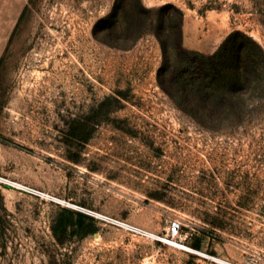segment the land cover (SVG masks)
<instances>
[{
	"label": "rangeland",
	"instance_id": "374dc122",
	"mask_svg": "<svg viewBox=\"0 0 264 264\" xmlns=\"http://www.w3.org/2000/svg\"><path fill=\"white\" fill-rule=\"evenodd\" d=\"M235 31L264 48V0H0V264H264L263 62L214 129L157 77L156 32L213 54Z\"/></svg>",
	"mask_w": 264,
	"mask_h": 264
},
{
	"label": "trees",
	"instance_id": "16d2710c",
	"mask_svg": "<svg viewBox=\"0 0 264 264\" xmlns=\"http://www.w3.org/2000/svg\"><path fill=\"white\" fill-rule=\"evenodd\" d=\"M117 13L115 7L107 17L96 23L93 30L95 37L102 38L100 25L107 19L115 18ZM160 28L169 30L168 37H173V25H165L161 21ZM156 35L163 51L158 82L178 107L200 125L211 129L245 120L247 88L258 78V61L264 64V48L261 44L249 34L235 31L227 36L213 54H205L186 48L181 35L172 42H167L159 32ZM93 223L92 219V228L82 233L83 236L97 230ZM65 230V226L61 229L54 227L57 237ZM202 243L203 239L196 237L191 246L201 250Z\"/></svg>",
	"mask_w": 264,
	"mask_h": 264
},
{
	"label": "built area",
	"instance_id": "2783aa9c",
	"mask_svg": "<svg viewBox=\"0 0 264 264\" xmlns=\"http://www.w3.org/2000/svg\"><path fill=\"white\" fill-rule=\"evenodd\" d=\"M107 219H111L113 221H115L116 223L122 225V226H125L133 231H137V232H140L144 235H150L151 233L143 228H140V227H136L134 225H130L129 223H126V222H122V221H119V220H116V219H113V218H110V217H106ZM182 230V227H181V224L178 220H172L170 225H169V235L171 237H177L178 234L180 233V231ZM228 264H239V263H234V262H230L228 261L227 262Z\"/></svg>",
	"mask_w": 264,
	"mask_h": 264
}]
</instances>
